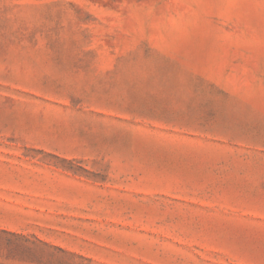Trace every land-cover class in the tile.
Wrapping results in <instances>:
<instances>
[{
	"label": "rangeland",
	"instance_id": "374dc122",
	"mask_svg": "<svg viewBox=\"0 0 264 264\" xmlns=\"http://www.w3.org/2000/svg\"><path fill=\"white\" fill-rule=\"evenodd\" d=\"M0 264H264V0H0Z\"/></svg>",
	"mask_w": 264,
	"mask_h": 264
}]
</instances>
